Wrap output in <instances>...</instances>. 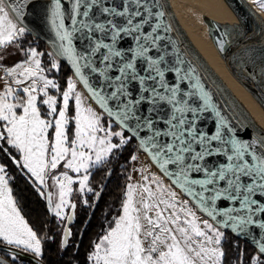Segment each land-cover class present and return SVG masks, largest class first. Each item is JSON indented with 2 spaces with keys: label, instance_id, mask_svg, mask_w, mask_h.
I'll use <instances>...</instances> for the list:
<instances>
[{
  "label": "snow or ice",
  "instance_id": "1",
  "mask_svg": "<svg viewBox=\"0 0 264 264\" xmlns=\"http://www.w3.org/2000/svg\"><path fill=\"white\" fill-rule=\"evenodd\" d=\"M254 2L264 8V0ZM153 6L149 0H122L119 10L106 6L105 0H50L51 26L60 41L58 55L67 58L79 81L112 122L83 106L72 80L67 81L58 108L49 88L61 89L42 74L38 53L32 50L27 64L19 63L7 71L8 76L16 77L12 83L25 86L14 89L9 85L0 93V151L11 156L9 149L16 150L19 156L12 157L13 162L44 185L49 171L58 166L77 174L82 170L87 173L90 166L101 164L114 149L132 138L139 140L140 147L170 183L166 187L153 175L156 191L142 187L138 201L137 189L129 185L122 215L89 256L93 264H222L224 233L219 229L229 223L237 235L250 234V226L259 229L260 238H254V243L261 256L253 257L251 264H264V150L257 149L255 142L226 138L221 129L232 130L222 117L214 134L199 129L203 113L211 110L219 117L220 112L194 69L180 76L175 86H169L162 69L165 57L154 59L150 54L153 49L159 50L158 42L163 37L157 33L161 24L145 31L154 16ZM162 15L156 13L155 19L160 20ZM20 19L18 0H0V46L6 47L24 34L25 28L17 24ZM125 37L135 43L131 56L118 47ZM74 40L85 47L78 51ZM220 50L224 51L223 44ZM139 62L147 66L144 75L137 70ZM53 67L58 65L53 63ZM89 77L96 78L100 90L90 85ZM188 78L194 81L190 85L193 91L182 90L181 83ZM133 83L139 86L137 97L131 91ZM73 94L74 132L70 140L69 101ZM38 96L47 109L43 117ZM197 98L202 104L193 106ZM145 103L150 105L149 114L142 116L140 109ZM164 104L169 106L168 116H153ZM113 124L120 130L115 131ZM161 124L163 128L158 126ZM49 129L54 130L51 141ZM113 138L118 142L114 143ZM214 156L224 157L225 162L209 168L207 160ZM68 171L53 178L59 186L54 211L61 218L72 185L79 183L83 191L89 180L85 174L75 181ZM5 176L6 170L0 166V238L39 255L40 240L17 210ZM173 188L188 199H178ZM48 200L51 204L52 197ZM189 200L193 207H189ZM193 208L211 222L202 220ZM68 235L66 232L65 240Z\"/></svg>",
  "mask_w": 264,
  "mask_h": 264
},
{
  "label": "water",
  "instance_id": "2",
  "mask_svg": "<svg viewBox=\"0 0 264 264\" xmlns=\"http://www.w3.org/2000/svg\"><path fill=\"white\" fill-rule=\"evenodd\" d=\"M64 0H62V3ZM226 4L234 14L235 18L238 21V25L240 28V35L235 39H230L228 34L215 22L212 20H209L211 29L210 32V40L218 52L219 56L221 57L225 68L227 71L234 76L238 81H240L244 86H246L249 90H251L261 101L264 107V92L260 89V87L251 80L241 69L233 68L230 64V55L231 53L239 46V44L242 41V38L246 34H255L258 30L255 22L253 21L252 17L244 7V5L239 0H225ZM106 6H114L119 10H122V0H105ZM150 4H153L152 7L153 11V18L151 20V23L147 26H145V31H151V28L155 26V24L160 23L161 28L158 30V35L163 37L161 41L158 42L159 44V50L153 49L150 53L154 59H158L159 56L163 55L165 57V61L162 64V69L165 70V78L169 84L170 87L175 86L180 79V76H185L188 73L189 69H194V75L199 77L201 83L204 85L205 89L211 94L213 103L217 106V109L220 112V116L217 117L215 113H213L211 110L208 112H205L202 114V118L199 121V129L201 131L207 132L209 135L214 134L216 128L219 126V120L222 117L227 125L228 128H230L232 131L228 132L227 129L222 128L221 131L225 133L226 138H236L241 141H244L243 138L240 136L239 132L236 130L229 114L224 109V107L220 104L218 99L214 96L206 82L204 81L202 75L196 68L194 61L192 59V56L190 52L188 51V48L186 47L185 43L183 42L182 38L180 37L167 9L164 4L163 0H149ZM18 6L21 11V19L18 22L20 26H23L26 31H28L32 36L35 38H38L41 40L54 54V56L61 61L69 70L70 74L74 77V79L78 82L82 90L86 93V95L89 97V99L93 102V104L97 107V109L108 119L112 122L111 118L107 117V114L100 109L99 105L96 103L95 99L92 98L91 94L88 93V91L84 88L83 84L79 81V78L75 75L74 69L72 68L71 64L68 62L67 58L58 55L59 51V43L60 41L57 39L55 35V30L51 26V19H50V7H42L38 3L30 1V0H18ZM65 11H68L67 6L65 7ZM156 13H162L163 15L160 17V20L155 19ZM101 19H103L101 17ZM167 29V30H165ZM208 34V33H207ZM108 42V41H105ZM220 44L224 45V51L220 50ZM74 46L77 47L78 51L82 50L85 45L81 44L80 41L74 40ZM118 47L123 50L125 53H127L129 56H131V49L135 47L134 41L130 37L123 38L120 42ZM146 65L143 62H139L137 65V70L141 75L146 74ZM177 71H179V76L177 75ZM84 75L86 77L89 76L87 70L84 71ZM89 83L93 86L95 90H100L101 85L98 83L95 77H89ZM194 83L191 78L185 79L181 83L182 90L184 91H193L191 88V84ZM131 91L133 93L134 97H137L140 95L139 86L135 83L131 85ZM202 104V101H200L198 98L194 99L193 106ZM109 107H113V105L110 103ZM150 105L145 103L141 109L140 114L142 116H147L148 109ZM115 110V109H114ZM169 106L164 104L160 106L158 113H152L153 116H159L161 118H166L169 114ZM115 125V124H114ZM116 126V125H115ZM159 127L163 128V125H158ZM117 127V126H116ZM119 128V127H118ZM129 135V133H125ZM144 133H141V136H143ZM132 141L134 142L136 149L140 151L146 159L150 162V164L155 168V170L160 174V176L168 183L169 180L160 172L158 169L156 163L151 159L149 154L145 152L139 145V140L136 138H132ZM215 146V142L214 145ZM249 151H252L250 149ZM225 158L224 157H210L207 160V164L209 168H215L219 164L224 163ZM111 173V170H107L104 176V180L95 196V199L92 203V206L89 210V213L83 223V225L80 228L78 238H77V244L81 238V235L90 219V216L97 204V201L99 199V196L105 186L106 181L109 178V175ZM179 195H181L183 198L188 199L184 194H182L179 189L173 188ZM43 194H44V204L46 207L47 212L50 214L52 213V205L49 204L48 197L50 196L48 187L44 185L43 188ZM189 204L193 207V203L189 200ZM74 205L73 203H70L68 210L64 217V224L61 231V237H60V245L61 247H65L66 241L65 240V233L69 231V226L72 224L74 220V208L71 206ZM222 207L226 205H221ZM195 209V208H194ZM196 210V209H195ZM197 211V210H196ZM199 214H201L199 211H197ZM204 218L209 219L206 215L201 214ZM69 217H71V220H69ZM223 218H218V220H222ZM264 219V218H261ZM222 232L228 233L231 235L236 241L241 242L254 251V253L258 256H261V254L258 251V245L254 243V238L256 240H259L260 238V231L257 228H253L250 226V234L241 233L237 235V232L233 231L231 229V225L229 223L228 226L220 227L219 229ZM238 231V230H237ZM69 237V235H68ZM67 237V239H68ZM76 244V245H77ZM0 251H3L7 254H12L14 256H18L19 258H25L30 260L33 264H43L41 260L38 258H35L31 255L25 254L19 250L9 248L6 246H0ZM261 258H264L262 256ZM0 264H10L5 258L0 256Z\"/></svg>",
  "mask_w": 264,
  "mask_h": 264
},
{
  "label": "trees",
  "instance_id": "3",
  "mask_svg": "<svg viewBox=\"0 0 264 264\" xmlns=\"http://www.w3.org/2000/svg\"><path fill=\"white\" fill-rule=\"evenodd\" d=\"M204 22L210 25L209 20H204ZM35 39H37V42L42 43L38 38ZM36 41L30 37L28 31H25L21 39L16 38L7 46L5 50L6 57L4 55L1 56L0 64L9 65L11 61L8 60V55L12 54L18 60L24 59L26 54L24 51L25 47H34L37 50H42L37 47ZM44 56L45 54L42 52L40 60L43 70L48 76L54 78L57 85L62 89L67 77L70 75L69 70L61 61H59L57 69L53 70L50 64L45 61ZM38 107H40L41 114L43 115L42 106L38 105ZM104 118L106 117L104 116ZM113 128L116 130V126L113 125ZM125 135L127 136V134ZM117 142L114 141V143ZM5 147L8 146L5 145ZM135 150L136 146L132 139L123 147L114 149L101 164L89 169L87 186L91 191L83 195L78 192H72L70 203L75 205L74 220L69 226L70 235L63 248L60 245V237L64 219H58L54 214L47 212L44 199L37 192L32 178L22 167H17L14 164L12 157H18L14 149H9L11 156L0 151V166H3L6 170L5 178L8 180V187L12 190L11 195L15 201L17 210L28 226L36 233L37 239L40 240L41 255L39 260L43 264H88L87 256L92 251L94 244L107 229H110L114 225L116 218L120 215L131 167V158ZM107 170H111L109 178L77 244L80 228L89 213ZM223 233L224 236L220 245L224 253L222 264H238L234 248L239 244L231 235ZM0 246H4L2 245V241H0ZM7 247L16 249L13 246ZM244 248L246 252L241 264H250L249 258L252 256L253 251L246 245H244ZM0 256L4 257L10 264H33L30 260L19 258L18 256H15V261L11 260L3 251H0ZM53 257L55 258L53 259Z\"/></svg>",
  "mask_w": 264,
  "mask_h": 264
},
{
  "label": "bare ground",
  "instance_id": "4",
  "mask_svg": "<svg viewBox=\"0 0 264 264\" xmlns=\"http://www.w3.org/2000/svg\"><path fill=\"white\" fill-rule=\"evenodd\" d=\"M50 7V0H30ZM204 81L229 114L245 142L264 150V107L259 98L224 66L214 48L202 17L215 22L233 39L240 35L238 21L225 0H163ZM258 30L246 34L230 55L233 68L241 69L264 92V12L250 0H239Z\"/></svg>",
  "mask_w": 264,
  "mask_h": 264
},
{
  "label": "rangeland",
  "instance_id": "5",
  "mask_svg": "<svg viewBox=\"0 0 264 264\" xmlns=\"http://www.w3.org/2000/svg\"><path fill=\"white\" fill-rule=\"evenodd\" d=\"M250 1H252V2H254V0H250ZM255 3V6H256V8L258 9V11H261V12H264V8H262L261 6H260V4L259 3H256V2H254ZM200 19H202V21L204 22V20H208L207 18H204V17H202V18H200ZM206 28H207V33H208V35L210 36V32H211V28L209 27V26H206ZM26 31V30H25ZM24 35V34H23ZM23 35H19V36H17L16 38H18V39H21L22 37H23ZM30 37L33 39V40H37V39H35V37L34 36H32L31 34H30ZM15 38V39H16ZM236 38V36H234L233 37V39H235ZM14 39V40H15ZM231 39V38H230ZM37 42V41H36ZM42 42V41H41ZM37 47L38 48H41L42 50H37L36 48H32V47H28V48H26L25 47V57H24V59H16L15 58V55L14 54H12V55H10L9 57H8V60H10L11 61V63L9 64V67L8 66H6V65H1L0 64V93H2V92H4L5 91V89H6V79L9 81V82H11L12 83V81H13V79L14 78H16V77H13V76H8L7 75V71L8 70H10L11 68H13V67H15L17 64H19V63H25V64H27V62L29 61V58H30V53H31V51L32 50H35L37 53H38V56L36 57L37 59H40V56H41V54H42V52H44V54H45V56H44V58H45V61L46 62H48L49 64H50V66H51V68L53 69V70H56L57 69V67H53V63H55L56 65H58V63H59V60L54 56V54L50 51V49L42 42V43H40V42H37ZM6 48H7V46H6ZM0 58H1V56H0ZM41 61V60H40ZM68 80H72L76 85H79L78 84V82L74 79V77L70 74L68 77H67V79H66V83H65V85H64V87L61 89V91H57L56 89H54V90H50L49 91V94L50 95H54L56 98H57V101H58V104H57V107L59 108V107H61L62 106V91H65V90H67V81ZM54 83H56V81H54ZM13 84V83H12ZM57 84V83H56ZM80 86V85H79ZM77 93H79L78 91H77ZM80 95H81V97H82V100H83V106L84 107H91V108H93V106L91 105V103L89 102V100L87 99V97H85L84 95H83V93H79ZM42 99V97H39L38 96V105H41L42 106V108H43V115H42V117L44 116V113L46 112V106H44V105H42L41 103H40V100ZM71 109V110H70ZM93 110H94V108H93ZM95 111V110H94ZM98 114H100V115H102L103 117H104V115L98 110V112H97ZM74 115H75V102H74V94H73V97L70 99V101H69V124H68V130H69V138H70V140L73 138V136H72V133L74 132V122L72 121V117H74ZM44 118H46V119H54L53 117H44ZM105 120H108V119H106V118H104ZM109 122H111L110 120H109ZM114 125V124H113ZM115 126V125H114ZM120 129L118 128V127H116V130L115 131H119ZM48 135H49V139H50V141L52 140V138H53V136H54V130L53 129H49V133H48ZM114 141H118V138H113V142ZM15 152H16V150H14ZM17 154H18V156H19V153L18 152H16ZM106 159V158H105ZM15 164V163H14ZM145 164V165H144ZM16 165V164H15ZM132 165H133V167H132ZM22 167V166H21ZM61 167V169L60 170H55V172L56 173H58V175H59V172H60V174L62 173V172H64V171H68L67 169H63V167H62V165L60 166ZM131 167H132V170H131ZM131 167H130V172H129V175H128V178L131 176V179L130 180H132V179H134V180H136V179H139L140 177H142V173H145L144 174V178L145 177H148V180L149 181H151V177L153 176V175H155V176H157V177H159L160 178V180H162L163 178L160 176V174L155 170V168L150 164V162L146 159V157L140 152V151H138L137 149L134 151V154H133V156H132V158H131ZM23 168V167H22ZM24 169V168H23ZM90 169V168H89ZM25 171H26V173L30 176V177H32L31 176V174L27 171V169H24ZM81 173L82 174H84L85 172H83V170L81 171ZM88 173V175H89V171L87 172ZM68 174L69 175H71L72 177H75L74 176V173L73 172H70V171H68ZM32 179H33V177H32ZM74 180H76V179H74ZM164 180V179H163ZM49 183H48V185L50 184V186H53V187H55V183H54V180H53V177L51 178V179H49ZM127 181H128V179H127ZM164 182H166L165 180H164ZM167 183V182H166ZM127 184V183H126ZM145 184L148 186V187H151L152 188V190H153V192H155L156 191V186H155V184L154 185H151L149 182H147V181H145ZM88 182H87V184H86V189L84 190V191H80L79 189H80V187H79V183H74L73 185H72V192H78V193H80L81 195H83L84 193H88V192H90V191H88ZM79 188V189H78ZM100 188V187H99ZM126 188V187H125ZM36 190H37V192L39 193V195L40 196H42V198L44 199V194H43V188H37L36 187ZM72 192H71V194H72ZM125 193V192H124ZM70 194V195H71ZM140 195V194H139ZM145 196H146V194H145ZM127 197V196H126ZM139 198H140V196H138V197H135V199L138 201L139 200ZM123 201H124V199H123ZM122 208H123V203H122V207H121V212H120V215H122ZM67 210H68V208L66 209V212H67ZM195 211V210H194ZM65 217V216H64ZM64 219V218H63ZM206 219V218H205ZM210 222V221H209ZM112 228V227H111ZM110 228V229H111ZM110 229H107L104 233H106L108 230H110ZM0 241H2V245H6V247L7 246H9L8 244H6V242L5 241H3V239L2 238H0ZM236 242H238V241H236ZM238 246H235V244H233L234 246H235V251H236V254H237V262H238V264H241V262H243V256H244V254H245V248H244V245L245 244H243V243H241V242H238ZM247 246V245H246ZM249 247V246H248ZM17 250H19V251H21V252H24V253H27V254H29V255H31V256H33V257H35V258H40V255H41V253L39 254V255H37V254H35L31 249H26V248H18V247H15ZM250 248V247H249ZM251 250H252V248H250ZM253 251V250H252ZM92 252V251H91ZM91 252L88 254V256H87V262H88V264H93V262L92 261H90L89 260V256L91 255ZM233 252V254H235L234 253V251H232ZM7 257H9V259H11V260H16V258H15V256L14 255H12V254H7V253H5V252H3ZM256 256H258V255H256L255 253H254V251H253V254H252V256L249 258V261H250V264H251V259L253 258V257H256ZM55 257H53V259H54ZM67 260V259H66ZM66 260H65V262H66Z\"/></svg>",
  "mask_w": 264,
  "mask_h": 264
},
{
  "label": "crops",
  "instance_id": "6",
  "mask_svg": "<svg viewBox=\"0 0 264 264\" xmlns=\"http://www.w3.org/2000/svg\"><path fill=\"white\" fill-rule=\"evenodd\" d=\"M17 24H18V22H17ZM18 27H20V25L18 24ZM5 50H6V47H4V46H0V56H2V55H4L5 57H6V52H5ZM8 56H10V55H8ZM7 56V57H8ZM6 66H8L9 67V65H6ZM41 68H42V65H41ZM43 69V68H42ZM47 79H50V80H52L53 82L55 81L54 80V78H52V77H50V76H48L46 73H45V71L43 70V73H42ZM9 85H11L14 89L15 88H23L25 85H20V86H17V85H15L14 83L12 84L11 82H9L7 79H6V87H8ZM50 90H54V89H52V88H49V91ZM81 92V93H83V95L85 96V97H87V99L89 100V102L91 103V105L93 106V108H94V110L96 111V112H98V109H97V107L93 104V102L89 99V97L86 95V93L82 90V88L79 86V85H76V92ZM145 165V164H144ZM93 166H95V165H92V166H90V168L91 167H93ZM132 167H133V165H132ZM132 167H131V170H132ZM61 169V167L60 166H58V168H57V170H60ZM85 174H87L88 175V173H84V174H82V173H79V174H77V173H74V176L75 177H73V179H76L75 181H79L80 179H82V176L83 175H85ZM144 174L145 173H142V177H140L139 179H136V180H134V179H132V180H130L131 179V176L128 178V181H127V184H126V188H125V193H124V201H122V203L124 204V202H125V200H126V196H127V191H128V187H129V185H132V186H134L136 189H137V193H136V196L135 197H138V196H140L139 194H140V189L142 188V187H145V186H147L146 184H145V181H147V182H149L151 185H154L153 184V182L152 181H149V180H145V178L143 177L144 176ZM56 175H58V173H56L55 172V170H50L49 171V175L48 176H46V178H45V184L44 185H46L47 187H48V190H49V193H50V196L52 197V203H51V205H52V214H54V216L56 217V218H58V219H63L64 218V216H65V214H66V209L69 207V205H70V194L68 195V197H67V200H68V203L66 204V205H64L63 206V212H62V217L63 218H61V217H58V216H56L55 215V211H54V209H55V205H56V203H58L59 202V186H58V184H56L55 183V187H53V186H50V184L48 185V183L50 182L49 181V179H51L52 177L54 178ZM59 175H60V172H59ZM32 178V177H31ZM33 182L35 183V187H37V188H44V185H41L38 181H36L35 180V178L33 177ZM162 181V183L167 187L168 186V183H166V182H164V180L162 179L161 180ZM79 189V188H78ZM85 189H86V186H85ZM84 189V190H85ZM80 190V189H79ZM83 190V191H84ZM174 190V189H173ZM81 191V190H80ZM175 191V190H174ZM177 198L178 199H180V200H185V198H183L181 195H179L178 193H177ZM189 207H192L190 204H189ZM195 209L193 208V211H194ZM196 211V210H195ZM196 215L197 216H199V217H201V219L203 220V219H205L201 214H199L197 211H196ZM120 217V215L116 218V220L118 219ZM115 220V221H116ZM114 226V225H113ZM112 226V227H113ZM109 231V230H108ZM107 231V232H108ZM106 232V233H107ZM106 233H104L102 236H100L99 237V239L96 241V243L94 244V246H93V249H92V252H91V254L93 253V251L95 250V245L103 238V236L106 234ZM6 244H7V242H6ZM9 246H13V247H18V248H25L23 245H20V246H16L15 244H13V245H9ZM40 249H41V246H40ZM40 253H41V251H40Z\"/></svg>",
  "mask_w": 264,
  "mask_h": 264
},
{
  "label": "flooded vegetation",
  "instance_id": "7",
  "mask_svg": "<svg viewBox=\"0 0 264 264\" xmlns=\"http://www.w3.org/2000/svg\"><path fill=\"white\" fill-rule=\"evenodd\" d=\"M4 258V257H3Z\"/></svg>",
  "mask_w": 264,
  "mask_h": 264
}]
</instances>
